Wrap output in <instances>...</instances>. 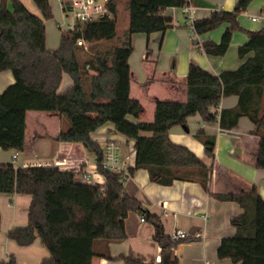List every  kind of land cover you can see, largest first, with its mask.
Listing matches in <instances>:
<instances>
[{
  "label": "trees",
  "instance_id": "trees-1",
  "mask_svg": "<svg viewBox=\"0 0 264 264\" xmlns=\"http://www.w3.org/2000/svg\"><path fill=\"white\" fill-rule=\"evenodd\" d=\"M33 1L43 19L31 14L20 0H0V73L10 71L15 79L0 93V151L24 152L28 112L57 113L69 123L57 141L81 144L96 158L105 184L85 182L81 173L58 167L1 165L0 194L32 196L28 226L10 231L8 238L27 247L38 236L51 255L42 264H92L95 257L113 260L109 244L126 240L125 221L130 213H137L155 228L153 240L161 248L158 264H179L175 250L195 239L172 240L160 218L127 194L121 176L101 166L103 147L91 134L111 123L116 134L135 142V167L130 175L146 170L151 182L164 187L177 181L198 183L215 200L240 206L242 213L231 219L234 236L223 239L218 249L220 260L264 264V199L257 188L242 187L236 194L210 193L213 164L172 142L169 135L174 127H187L188 119L195 116L207 124L218 122L224 131L248 118L255 127L253 134L260 138L256 167L264 170V28L246 32L249 39L238 49L242 64L237 70L215 76L190 64L186 101H157L153 121L145 122L139 121L143 105L130 97L132 38L164 34L173 24L166 10L182 9L188 0H126L129 27L117 45L110 42L117 36L119 0H112L114 19L75 24L62 34L59 48L53 51L46 45L45 25L54 18L51 0ZM254 1L238 0L233 11L214 12L195 23L200 36L227 25L219 43L206 40L200 44L206 55L227 54L234 32L244 31L239 16ZM80 39L87 48L77 45ZM64 75L72 79L73 86L61 94ZM232 96L238 98L236 108L211 111ZM196 138L213 161L216 138L204 130ZM122 259L126 264H144ZM0 264L17 262L10 257Z\"/></svg>",
  "mask_w": 264,
  "mask_h": 264
},
{
  "label": "crops",
  "instance_id": "crops-1",
  "mask_svg": "<svg viewBox=\"0 0 264 264\" xmlns=\"http://www.w3.org/2000/svg\"><path fill=\"white\" fill-rule=\"evenodd\" d=\"M198 9V21L208 18L214 12L233 11L238 0H190ZM34 16L43 15L33 0H20ZM53 20L45 21L46 45L48 50H56L61 43L62 32L54 28L53 22L62 18L64 11L59 0H51ZM122 9L126 10V0H119L117 21ZM8 8L11 10L10 4ZM124 13V12H123ZM128 18L129 14L127 12ZM166 15L173 24L164 34L150 36L135 35L132 38L133 53L129 59L131 70L130 97L138 100L144 107L139 121L152 122L157 101H186V83L190 64L219 76L225 71L237 70L242 61L238 49L249 37L246 32L264 28V0H255L248 10L238 18L244 31H236L227 54L212 57L201 48L203 41H221L227 28L223 25L206 35H198L194 40L192 29L187 23L181 8L167 9ZM62 28L64 24L57 23ZM110 44H118L112 41ZM15 83L10 71L0 73V93ZM73 86V81L64 75L59 93L64 94ZM238 105L235 96L222 99L220 110L233 109ZM211 111H215L212 108ZM131 121L137 122L134 118ZM68 122L60 114L47 112H28L26 116V146L24 152L15 150L0 151V166L13 164L17 168L40 166L63 159L77 160L81 163V177L97 172V160L81 144L61 143L59 134L66 131ZM254 125L248 118H241L236 128L224 131L219 123H205L200 116L189 118L186 129L181 126L170 130L172 142L183 145L207 164H213L209 190L213 194L238 193L242 187L255 186L264 199V170L256 167L260 138L253 134ZM199 130L216 138L214 160L210 161L205 148L196 138ZM93 141L104 147L106 141L117 140L122 143V156L127 159L129 169L135 167V142L116 134L113 124L108 123L91 134ZM17 156V158H15ZM41 159V160H40ZM43 159L47 162H42ZM96 184L104 185L105 178L97 173ZM130 197L136 198L151 214L160 218L164 231L171 236L182 231L191 242L182 243L174 254L179 264H233L232 261L218 258V249L223 239L233 237L235 228L231 219L242 213L240 206L232 202H220L198 183L175 182L164 187L150 181L146 170L135 171L124 183ZM30 195L0 194V262L14 257L17 264H42L50 258V252L36 236L33 244L19 246L8 238V233L29 224ZM127 238L123 242L109 244L113 260L95 257L92 264H126L122 257L144 264H158L161 261V248L153 240L154 226L142 221V216L130 213L125 221ZM99 246V245H98ZM105 248V247H104Z\"/></svg>",
  "mask_w": 264,
  "mask_h": 264
},
{
  "label": "built area",
  "instance_id": "built-area-1",
  "mask_svg": "<svg viewBox=\"0 0 264 264\" xmlns=\"http://www.w3.org/2000/svg\"><path fill=\"white\" fill-rule=\"evenodd\" d=\"M111 1L112 0H59L64 13L74 14L76 24L98 22L104 19H114L115 15L111 10ZM182 11L183 14L186 16L187 23L192 29L194 40L198 39V34L196 33L194 26L195 23L198 21V9L192 5L190 0H188L186 5L182 8ZM260 19L264 21V17H260ZM74 26H65V32L73 30ZM58 28L60 30L63 29L60 25H58ZM77 45L80 47L87 48L86 42L82 39L78 40ZM214 109L219 113L221 111L220 103L219 105L215 106ZM217 117L219 118V115ZM121 149L122 143L120 141H106L103 147V160L101 162V166L105 171L120 175L122 181L126 182V180L131 175L127 159L123 158ZM15 158H17V156H15ZM40 166L58 167L60 170L64 171L80 172L81 163L77 160L63 159L60 161L45 163L44 165ZM97 173L100 174L98 172V169L96 173L85 174L83 176V180L85 182L96 184L95 182L98 176ZM142 221H145L143 217ZM171 238L174 241L191 239L186 233L182 231H176Z\"/></svg>",
  "mask_w": 264,
  "mask_h": 264
},
{
  "label": "rangeland",
  "instance_id": "rangeland-1",
  "mask_svg": "<svg viewBox=\"0 0 264 264\" xmlns=\"http://www.w3.org/2000/svg\"><path fill=\"white\" fill-rule=\"evenodd\" d=\"M121 10H122L121 11V16H120V18H119V20L117 22V36H116L115 41H118L119 39H121L122 36L124 35L125 31L129 27V18H128L127 12H125L122 9V6H121ZM62 15H63L62 18H58L57 19L58 20L57 23L64 24L66 27H68V26L73 27L76 24L75 16H74L73 13H64V14L62 13ZM52 22H53V25H54L55 30L61 31L62 34L65 32V30H64L65 28H63L62 30H60L58 28L57 23L55 21H52ZM66 123L69 126V123L68 122H66ZM42 162H47V161H45V159H43Z\"/></svg>",
  "mask_w": 264,
  "mask_h": 264
},
{
  "label": "water",
  "instance_id": "water-1",
  "mask_svg": "<svg viewBox=\"0 0 264 264\" xmlns=\"http://www.w3.org/2000/svg\"><path fill=\"white\" fill-rule=\"evenodd\" d=\"M186 129V127H184Z\"/></svg>",
  "mask_w": 264,
  "mask_h": 264
}]
</instances>
